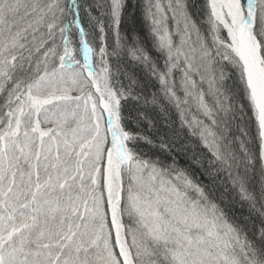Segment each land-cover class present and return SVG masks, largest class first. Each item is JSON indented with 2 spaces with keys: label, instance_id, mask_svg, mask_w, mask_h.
<instances>
[{
  "label": "snow or ice",
  "instance_id": "snow-or-ice-1",
  "mask_svg": "<svg viewBox=\"0 0 264 264\" xmlns=\"http://www.w3.org/2000/svg\"><path fill=\"white\" fill-rule=\"evenodd\" d=\"M0 264H264V0H0Z\"/></svg>",
  "mask_w": 264,
  "mask_h": 264
}]
</instances>
